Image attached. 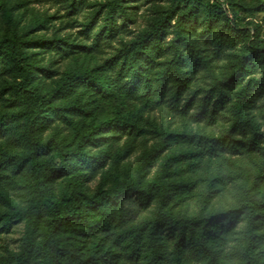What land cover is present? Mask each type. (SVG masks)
Here are the masks:
<instances>
[{
	"label": "trees",
	"instance_id": "obj_1",
	"mask_svg": "<svg viewBox=\"0 0 264 264\" xmlns=\"http://www.w3.org/2000/svg\"><path fill=\"white\" fill-rule=\"evenodd\" d=\"M128 1L107 2L95 47L118 31L115 15ZM254 1L255 9H264V0ZM261 36L258 23L231 22L220 0H174L123 54L99 64L81 60L80 52L44 90L39 71L52 73L38 65L34 50H62L59 44L18 30L0 33V67L12 78L0 88V167L22 182L19 203L0 212V233L24 222L19 250L0 255V264H264V189L251 170L239 167L215 177L217 192L227 181L238 182L233 201L194 213L183 206L197 182L182 176L183 166L195 171L220 153L262 149L255 112L264 92ZM239 46L227 79L191 91L202 68H213ZM135 94L141 106L122 110ZM103 101L120 108L96 120L94 109ZM161 105L179 111L186 124L192 116L214 125L229 108L231 126L205 141V149L189 147L169 157L151 179L162 145L145 152L134 171L121 166L122 153L112 159L110 149L125 136L135 146L147 133L144 110ZM190 132L167 136L191 143ZM101 171L103 179L92 189L88 183ZM125 196H134L149 213L124 221L117 207Z\"/></svg>",
	"mask_w": 264,
	"mask_h": 264
},
{
	"label": "rangeland",
	"instance_id": "obj_2",
	"mask_svg": "<svg viewBox=\"0 0 264 264\" xmlns=\"http://www.w3.org/2000/svg\"><path fill=\"white\" fill-rule=\"evenodd\" d=\"M108 1L0 0V33L18 30L27 32L31 36L54 39L59 44L62 50L50 49L45 46L34 50L37 53L35 59L38 65L49 69L52 73L48 77L47 74L39 71V84L44 90H48L51 89L53 81L59 78L66 67L75 62L78 56L81 57V60L86 57L92 59L94 63L104 64L116 55L123 54L131 41L148 29L153 19L164 13L174 3V0L128 1L126 3L128 8L123 13L118 12L115 15L118 31L112 37L102 38L99 46L95 47L94 38L105 22ZM243 1L237 4L236 0H220L223 10L228 14L231 22L241 25L258 23L262 30L261 38L264 39V9H255L254 0ZM171 38L172 35L169 36L168 40ZM86 45L91 47V50H88ZM213 45L210 42L211 52ZM242 48L243 46L229 49L224 52L221 59L215 62L213 68H202L198 75V85H194L191 91L198 90L201 92L203 88H209L214 81L227 79L236 61V55L240 53V49L242 51ZM61 53H64L63 57ZM78 53L80 54L78 55ZM261 72L262 69L259 68L258 73L254 76L260 78ZM11 82L10 75L4 73L0 67V88L9 85ZM201 96L202 94L199 97ZM138 99L136 94L130 96V99L128 98L126 101L127 105L122 110H137L141 106ZM119 108L120 106L117 107L116 103L103 101L99 105L97 104L94 109L95 119L104 120L111 117ZM193 111L191 110L190 113L194 114L196 110ZM255 112L263 134L262 149L256 152L245 150L237 154L223 152L216 158L212 157L211 160L204 159L195 171L183 166L182 176L197 182L195 194L187 198L184 203L185 210L194 213L198 212L204 205L215 208L230 205L234 199L238 182L227 181L224 190L217 192L214 180L221 174L227 177L230 172L239 167L250 169L254 180L258 182L261 190L264 189V92L259 96ZM231 118V111L229 108H225L219 113L218 122L214 125L199 122L192 116L188 118L189 124H186V120L182 119L180 112L168 105L145 109L142 114V121L147 130L146 135L139 137L135 146L129 144V136L118 140L110 149L111 157L113 159L122 153L121 166L134 171L139 158L145 152L152 150L157 145H162L163 151L153 160L150 173V178L153 179L169 157L189 147L205 149L204 142L210 137H218L227 133L231 126ZM184 129L191 131L193 136L191 143L178 142L174 136L171 138L167 136L168 132L183 131ZM131 144L133 145V143ZM112 159H109V163ZM104 174L105 172L102 173L101 171L88 185L95 189L102 181ZM21 185V178L17 179L10 171L0 167V212L9 209L15 203H19ZM117 213L124 221L132 222L143 218L149 212L134 196H125L117 207ZM23 234L24 222L16 224L9 232L0 233V255L10 251H18ZM233 244H239V242H233ZM188 264L199 263L193 259Z\"/></svg>",
	"mask_w": 264,
	"mask_h": 264
}]
</instances>
